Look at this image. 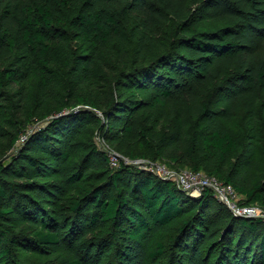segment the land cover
Instances as JSON below:
<instances>
[{"label": "trees", "instance_id": "1", "mask_svg": "<svg viewBox=\"0 0 264 264\" xmlns=\"http://www.w3.org/2000/svg\"><path fill=\"white\" fill-rule=\"evenodd\" d=\"M194 4H201L210 20L225 26L210 33H192L189 6ZM152 6L179 22L181 33L159 43L154 34L139 35L132 49L121 40L122 55L129 50L133 57L118 77L127 82L132 94L158 88L155 104L161 107L171 98L173 88L166 85L171 79L164 78L163 72L180 78L195 75L205 83L196 117L201 133L198 139L192 137L185 151L189 168L199 173L205 163L212 164L214 169L207 176L231 186L243 197L242 205L264 207V102L258 105L264 98V0H152L150 5L136 0H0V108L13 107L15 99L20 107H29L24 95L9 89H22L38 68L44 74L52 55L59 58L74 84L46 95L56 102L46 115L55 117L41 131L36 149L20 153L24 166L18 165L11 173L17 182H26L8 184L0 175V262L11 259L14 244L60 246L75 235V258L59 264H102L112 250L115 255L109 264H146L164 254L160 243L147 252L152 228L165 229L180 221L166 264H264V224L260 220L234 218L210 191L194 198L144 169L120 165L113 170L104 155L95 166L105 181L84 189L62 221L39 206L38 200L44 196L64 200L67 189L86 176V163L66 177H60L58 168L68 160L72 141L85 129L86 121L97 119L94 111L108 124L124 112L113 93L105 103L78 95L80 85L72 77H80L81 71L88 73L94 62L91 56L119 39L123 12H144ZM69 36L76 38L73 45L67 43ZM84 80L91 89V75H84ZM36 106L44 110L41 104L33 105L32 110ZM70 106H86L90 111L58 116L74 110ZM239 117L236 130L223 125ZM255 141L261 144L263 160L253 164ZM240 169L245 176L253 171V178L261 182L252 185L254 180L247 181ZM51 174L56 176L45 184L33 181ZM215 202L218 205L212 209ZM20 207L27 216L40 218L27 242L11 233V220ZM64 224L69 231L61 238Z\"/></svg>", "mask_w": 264, "mask_h": 264}, {"label": "rangeland", "instance_id": "2", "mask_svg": "<svg viewBox=\"0 0 264 264\" xmlns=\"http://www.w3.org/2000/svg\"><path fill=\"white\" fill-rule=\"evenodd\" d=\"M136 1H143L144 4L150 5L152 0ZM153 6L152 9L147 8L144 12L138 10L134 13L123 12L120 22L121 30L118 34L119 39L117 38L113 43L101 48L102 50L100 49L98 55L91 56L94 62L88 73L81 71L82 75L80 77H72L76 80L77 86L80 85L77 90L78 95L91 96V99L105 103L113 93L114 98L121 101L123 105L121 111L124 112L117 114L116 121H111L108 124L101 113L94 111L96 118L100 121L97 119L87 120L85 129L74 137L68 160L64 162L61 168H58L59 175L60 177H66L69 173L76 171L83 163H86L84 167L87 169V173L78 184H74L67 189L64 200L56 201L47 196L38 200L39 206L45 212L47 211L49 216L57 217L62 221L69 213L71 202L80 198L84 189H89L92 185L105 181L106 178L102 176L103 174L99 176V170L95 166L97 161H100L99 157L101 155L106 157L111 154L118 155L120 165L136 169L145 168L146 166L141 165L143 163L158 165L174 172H192L185 151L192 137L198 139L201 133L200 124L197 123L196 117L198 104L201 102L207 88L206 84L201 83V80L195 75L180 78L177 74L163 72L162 76L164 78L169 77L174 82L171 80L166 82V85H173L170 90L172 96L166 105L161 107L155 104V100L160 93L158 88H144L141 92L132 94L127 82L118 77L126 61L129 62L133 57L129 50L122 55L123 43L126 46L128 45L127 49H132L139 35L154 34L155 40L159 43L166 40L169 42L181 33L179 22H174L168 13H163ZM189 10L192 17L188 24L192 33H210L225 26L224 23H216L210 20L207 10L201 4L190 5ZM155 15L157 16L154 19ZM75 40V37L69 36L67 43L73 45ZM121 40H123V43ZM263 40L262 38L261 42ZM81 51H85V49L82 47ZM86 74L91 75V81L93 82L91 89L88 87V82L84 80ZM46 76L47 79H54L56 84L44 80ZM70 81L71 78L59 58L52 55L49 58L48 69L44 74L38 68L34 70L22 89L19 86L9 89L11 93L17 92L21 93L22 96L24 95L22 98L27 100L29 107H31H20L21 103L15 99L13 107L0 108V167L3 168L0 175L5 183L18 184L26 182L24 180L17 182L11 173L18 165L24 166L20 160V153L30 147L36 149L41 142V131H44L55 117V115H46L53 110L56 103L54 98L48 99L46 95L52 90L58 91V89H68L69 86H74ZM108 83H110L109 86H107ZM94 87L95 89L92 91ZM137 102H140V104L136 105ZM262 102H264V98L259 100L258 105L260 106ZM36 104H41L44 110H41L39 106L32 110L33 105ZM69 109L74 110H64L58 116L69 115L71 112L79 110L90 111L86 106H70ZM240 117L238 120L236 118L232 122L223 123V125L236 130L239 127ZM128 128H132L133 131L131 133L127 132ZM140 132L142 136L139 134ZM254 146L257 148V152L252 159L253 164L263 160L261 144L255 141ZM92 151H95L94 154H92ZM155 154L158 155L155 156ZM248 154L245 155V158L248 157ZM133 163H137V165ZM231 164L234 165V162H231ZM236 166L238 165L236 164ZM213 169L214 166L207 162L199 173L207 175ZM239 171L245 176L243 169ZM55 176L56 174H51L38 177L33 181L45 184ZM245 177L247 181L254 180L252 185L262 180L254 179L253 171H250ZM120 186L124 189L128 188L127 185L120 184ZM23 191L24 194L27 193L29 197L36 199L26 190ZM31 202L33 201L31 200ZM216 205H218V202L214 203L212 209ZM260 207L264 208L263 206ZM19 211H22V213L19 214ZM38 219L40 218L27 216L26 212H23L20 207L17 217L11 220V233L23 236L26 241H22L27 242V238L38 227ZM179 223L180 221H176L167 228L156 231L152 228V234L147 242V252L154 251L157 243H160L164 246V254L161 258L148 260L146 264H166L172 252L170 241ZM68 231V224L62 225V231L59 232L60 237L63 238ZM75 240L76 236L74 235L70 241H65L62 245L50 247L14 244L10 247L11 259L0 262V264H59L63 261H70L75 258V253L78 252L73 246ZM113 254L115 255V252L112 250L107 255V259L102 261V264H109V261L111 263ZM110 255L111 259H108Z\"/></svg>", "mask_w": 264, "mask_h": 264}, {"label": "built area", "instance_id": "3", "mask_svg": "<svg viewBox=\"0 0 264 264\" xmlns=\"http://www.w3.org/2000/svg\"><path fill=\"white\" fill-rule=\"evenodd\" d=\"M108 160L111 169H116L120 166L118 155L111 154ZM133 164L137 165V163ZM141 165L146 166L145 168L141 167V169L152 173L164 181L173 182L179 190L187 193L191 197L197 198L201 196L202 192L210 191L213 197L226 207L234 218L260 220L264 224V208L258 204L242 205V196L231 186L220 183L214 177L201 173L169 171L158 165L143 163Z\"/></svg>", "mask_w": 264, "mask_h": 264}, {"label": "water", "instance_id": "4", "mask_svg": "<svg viewBox=\"0 0 264 264\" xmlns=\"http://www.w3.org/2000/svg\"><path fill=\"white\" fill-rule=\"evenodd\" d=\"M168 182V181H167Z\"/></svg>", "mask_w": 264, "mask_h": 264}]
</instances>
